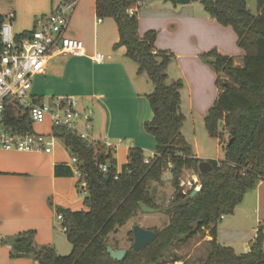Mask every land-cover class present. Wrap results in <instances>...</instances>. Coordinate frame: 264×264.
<instances>
[{
    "label": "trees",
    "instance_id": "16d2710c",
    "mask_svg": "<svg viewBox=\"0 0 264 264\" xmlns=\"http://www.w3.org/2000/svg\"><path fill=\"white\" fill-rule=\"evenodd\" d=\"M191 1L201 3L220 25L231 27L245 52L241 67L216 50L204 56L218 76L220 90L205 118V128L221 142L227 134L224 160L209 161L212 171L200 173L202 160L194 155L182 133L186 120L182 113L183 82H169L172 55L155 51L157 33L139 35L137 16L128 14L138 0H97V16L117 23L120 41L116 47L126 48L127 57L138 65V73L145 74L154 87L147 97L153 119L145 124V130L156 140V153L146 164L144 151L131 148L128 163L118 173L113 150L89 144L67 129H53L54 136L77 158L88 211L58 210L72 245L69 256H59L51 246L37 245L35 232H25L9 241L13 259L32 258L39 264H189L176 251L209 232L212 240L205 242L207 257L198 264H264L262 229L245 254L238 255L233 248L217 242L221 219L233 214L246 194L264 181V0H256V15L249 10L247 0ZM5 123L22 134L33 132L29 110L13 101L6 103ZM102 165L108 166L107 173L101 171ZM185 170L199 176L201 189L196 197L179 207L174 200L164 209L169 224L162 230H152L156 236L146 248L139 252L131 248L122 261L113 260L107 252L110 234L136 217L141 203L157 208L150 196V184L162 186L168 171L173 186L181 190ZM55 175L71 178L75 172L70 166L58 165Z\"/></svg>",
    "mask_w": 264,
    "mask_h": 264
},
{
    "label": "crops",
    "instance_id": "0c3cea01",
    "mask_svg": "<svg viewBox=\"0 0 264 264\" xmlns=\"http://www.w3.org/2000/svg\"><path fill=\"white\" fill-rule=\"evenodd\" d=\"M63 1L0 0V14L14 16V30H19L17 34L28 33L34 29L38 18L51 14ZM138 2L134 11L139 35L143 37L151 31L157 33L155 51L172 55L169 82H183L182 113L186 118L183 132L189 119L194 123L196 115L206 118L220 94L216 84L218 76L204 56L216 50L233 58L235 66L241 67L245 52L238 46L234 30L210 17L201 3ZM96 6L97 0H81L69 22L68 35L84 43L86 55H59L49 59L45 74L33 80L32 96L42 101L44 98L49 101L64 97L82 98L78 106H91L90 115L98 113L99 117H105L100 131L96 132V126L92 125L94 139H107L110 143L111 140L126 139L121 129L130 126L134 130L130 136L131 146L142 147L154 157L153 138L145 130V124L153 119L147 97L154 87L145 74L138 73V65L127 57L126 48L116 47L120 41L117 23L112 18H99ZM99 19L102 23H98ZM96 52L104 54L106 62L94 63L91 56ZM205 86L209 92L205 93ZM45 124L50 125L52 133L51 120ZM183 135L197 158L202 162L212 161L202 155L196 140L193 145L184 132ZM140 140L146 145L139 143ZM123 143L116 144L114 153ZM128 156L129 153L125 165ZM69 157L73 162L66 146L56 148L50 154L0 150V264H39L32 258L11 257L9 241L25 232H35L37 245L51 246L58 254L62 237L58 229L59 224L62 226L57 219L58 210L85 211L76 178L78 170L76 164L69 163ZM115 159L118 161L116 156ZM58 165L70 166L75 176L56 177ZM123 166L117 168L118 173ZM195 181L194 178L192 182ZM260 229L264 232V181L246 194L233 214L221 219L217 226V242L233 248L238 255L245 254L250 252L251 242ZM205 238L203 243L212 240L210 236Z\"/></svg>",
    "mask_w": 264,
    "mask_h": 264
},
{
    "label": "built area",
    "instance_id": "2783aa9c",
    "mask_svg": "<svg viewBox=\"0 0 264 264\" xmlns=\"http://www.w3.org/2000/svg\"><path fill=\"white\" fill-rule=\"evenodd\" d=\"M80 1L64 0L51 14L38 18L31 32L22 34L14 32L13 15L0 14V150L50 154L56 146L57 138L53 132L50 135L37 134L34 131L22 134L7 126L5 111L8 101L28 109L33 125H42L51 120L52 129H67L89 144H102L107 149H116L117 145L109 140L99 141L92 137L89 116L85 121V130L79 129L77 122L82 121V114L78 111L75 98H57L50 104L32 96L33 80L45 74L49 59L59 55H86L84 43L68 35L70 18ZM128 14L134 15V8L128 10ZM98 23H102V19ZM91 60L102 64L107 57L96 52ZM72 161L77 164V158L73 157ZM145 163L149 164L150 160L145 159ZM100 169L103 173L109 170L107 165L100 166ZM76 174L81 177L79 171ZM188 185L189 192L201 189L198 182ZM182 189L186 193L184 186ZM57 219L61 223L64 221L61 214H58ZM62 230L66 232L67 227L62 225Z\"/></svg>",
    "mask_w": 264,
    "mask_h": 264
},
{
    "label": "rangeland",
    "instance_id": "374dc122",
    "mask_svg": "<svg viewBox=\"0 0 264 264\" xmlns=\"http://www.w3.org/2000/svg\"><path fill=\"white\" fill-rule=\"evenodd\" d=\"M247 6L249 10L253 14H257V3L256 0H247ZM203 9V7H200ZM15 33H18L19 30H14ZM243 60V59H242ZM243 63V62H242ZM215 87V85H214ZM218 87V86H217ZM207 86H205V93L209 89ZM214 90V89H213ZM212 90V91H213ZM211 91V90H210ZM77 102L80 104L82 101V98H75ZM53 99L49 101L48 98H44L43 102H48L50 104L53 103ZM84 109V110H83ZM90 109L91 106L85 108H82L78 106V111L82 114V121L77 122V125L80 130H85L86 124L85 121L87 119V116H90V118L93 119L91 121V125L94 127L96 126L95 130L96 132L101 130L102 125L104 126L105 123V117L102 115L101 117L98 116V113L90 115ZM194 123L192 120H188L187 123H185L184 128V134L188 137L189 141L195 145V140L198 142L200 152L205 157H210L212 160H224L225 158V152H224V146L225 142H227V134H225V142H221V140L213 138L209 135L205 128V122L203 117L195 116ZM103 120V123L101 122ZM128 122V120H127ZM127 122H125V125H127ZM95 124V125H94ZM126 127V126H125ZM223 130V127H221ZM121 130L124 131L123 135H126V139H122L120 141H124V143L121 145V147L117 150V152L114 153V155L117 158V168L121 169L123 165H125L127 161V154L129 153L130 148H140L145 152V158L151 160L152 154L148 151L143 149L139 146H131L132 140H130V136L133 135V128L129 126L128 129L122 128ZM33 131L37 134H45L49 135L51 134V127L49 124L44 125H33ZM182 132V133H183ZM152 139V147L156 148V140L155 138L148 134ZM118 140H114L112 144L118 145L120 143ZM139 143L143 144V141L140 140ZM143 145H146L144 143ZM65 144L61 139H56V146L54 149L63 147ZM126 148L128 150L126 151ZM114 151V150H113ZM69 163L74 166L73 162H71L69 157ZM76 178L79 180V194L80 197L85 198V193L82 191L83 184L80 182V177L76 174ZM196 179L195 182H198L200 184L199 176L195 174L191 170H185L182 177H181V189L184 186L186 189V193L189 194V183L192 182L193 179ZM163 185L160 186L154 182L150 184V196L152 197L155 205L157 206L156 209L159 210V212L154 214H145L143 212H139L136 217L132 218L125 226L118 229L117 233H112L108 237V245L112 247L114 250H130L132 248V245L134 243V236H133V228L135 226H141L145 229L149 230H162L169 224V217L164 213V209L171 207L173 205L174 200L176 201V194L180 191V189H176L173 186V177L171 172H167L164 175L163 178ZM84 210L87 211V207L85 205ZM62 224V223H61ZM58 229L62 234L61 237V243L59 244L58 248V255L59 256H69L72 252V245L68 242L66 235L64 231L62 230V226L59 224ZM207 236H209V232H207ZM206 238H203V236H198L192 243L187 247H182L179 250L176 251L177 254L182 256L185 260L188 261L189 264H198L200 260H204L207 257V246L205 243H203V240ZM203 243V244H202ZM176 264H184V262H178Z\"/></svg>",
    "mask_w": 264,
    "mask_h": 264
},
{
    "label": "water",
    "instance_id": "95a60500",
    "mask_svg": "<svg viewBox=\"0 0 264 264\" xmlns=\"http://www.w3.org/2000/svg\"><path fill=\"white\" fill-rule=\"evenodd\" d=\"M171 2L174 5L181 4V5H186L191 2V0H167ZM232 143V140L230 141V144ZM229 144V145H230ZM199 171L201 174H207L212 171V166L209 162H201L199 165ZM109 177H106L108 179ZM193 185L195 182H191ZM198 190L193 189L191 193L188 195L181 189L177 194H176V207H179L180 205L190 201L191 199L195 198L196 195L198 194ZM141 212L145 214H154L159 212L158 209L152 208L147 206L144 203L140 204ZM133 236H134V243L132 245V250L135 252H139L146 248L154 239H155V232L149 229H145L141 226H135L133 228ZM107 252L110 255V257L115 260V261H122L126 254L127 250H114L112 247L107 248Z\"/></svg>",
    "mask_w": 264,
    "mask_h": 264
}]
</instances>
